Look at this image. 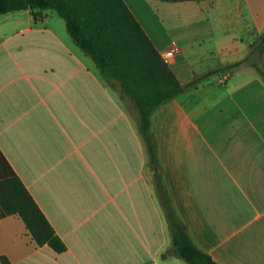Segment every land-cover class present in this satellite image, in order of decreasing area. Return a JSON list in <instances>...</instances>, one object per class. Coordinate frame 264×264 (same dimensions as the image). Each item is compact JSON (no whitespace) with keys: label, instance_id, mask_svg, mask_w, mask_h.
<instances>
[{"label":"crops","instance_id":"1","mask_svg":"<svg viewBox=\"0 0 264 264\" xmlns=\"http://www.w3.org/2000/svg\"><path fill=\"white\" fill-rule=\"evenodd\" d=\"M124 1L182 84L208 71L196 70L207 55L186 43L173 53L175 37L146 27ZM212 1L247 15L248 47L263 32L264 0ZM55 14L0 15V155L66 249L39 246L9 215L0 219V264H187L163 256L172 236L136 107L105 83ZM247 64L226 81L185 91L151 118L175 210L193 243L219 264H264V82Z\"/></svg>","mask_w":264,"mask_h":264},{"label":"trees","instance_id":"2","mask_svg":"<svg viewBox=\"0 0 264 264\" xmlns=\"http://www.w3.org/2000/svg\"><path fill=\"white\" fill-rule=\"evenodd\" d=\"M27 9L35 17L46 10L55 12L64 21L72 43L91 58L105 83L113 87L117 85L120 96L128 97L136 107L138 129L172 236V247L163 256L173 255L187 264H219L193 243L175 210L163 180L151 118L160 106L185 91L213 75L229 74L243 63L254 67L264 82V30L249 45L242 60L210 70L182 84L124 0H0V15ZM9 215L22 219L39 246L46 244L56 253L65 251V244L55 235L30 193L0 155V219ZM2 261L8 264L4 258Z\"/></svg>","mask_w":264,"mask_h":264},{"label":"rangeland","instance_id":"3","mask_svg":"<svg viewBox=\"0 0 264 264\" xmlns=\"http://www.w3.org/2000/svg\"><path fill=\"white\" fill-rule=\"evenodd\" d=\"M127 1L131 3L133 9L139 11L146 27L162 28L168 36L175 37L179 47L181 43H186L190 49H199L204 56L207 55L196 70L210 71L221 65L226 66L234 59L242 57L249 49L247 41L250 36H245L242 32L247 15L237 16L236 13L226 12L219 1H198L187 6L179 2L145 0L149 8L140 0ZM233 46H238V49H233ZM241 48L245 49L242 51L244 53L241 52ZM246 66L251 67L249 64ZM220 78L221 76L216 74L208 80L216 84Z\"/></svg>","mask_w":264,"mask_h":264},{"label":"built area","instance_id":"4","mask_svg":"<svg viewBox=\"0 0 264 264\" xmlns=\"http://www.w3.org/2000/svg\"><path fill=\"white\" fill-rule=\"evenodd\" d=\"M171 51L173 53H178L179 52V46H178V44L176 42H172V49H171ZM220 79L222 81H226L228 79V74L222 75Z\"/></svg>","mask_w":264,"mask_h":264}]
</instances>
